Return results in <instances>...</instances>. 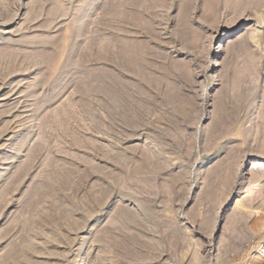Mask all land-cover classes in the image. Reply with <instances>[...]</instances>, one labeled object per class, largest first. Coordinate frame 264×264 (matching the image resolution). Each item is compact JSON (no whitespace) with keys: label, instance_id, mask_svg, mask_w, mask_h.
<instances>
[{"label":"rangeland","instance_id":"rangeland-1","mask_svg":"<svg viewBox=\"0 0 264 264\" xmlns=\"http://www.w3.org/2000/svg\"><path fill=\"white\" fill-rule=\"evenodd\" d=\"M204 1L0 0V264H264V0Z\"/></svg>","mask_w":264,"mask_h":264},{"label":"bare ground","instance_id":"bare-ground-1","mask_svg":"<svg viewBox=\"0 0 264 264\" xmlns=\"http://www.w3.org/2000/svg\"><path fill=\"white\" fill-rule=\"evenodd\" d=\"M231 1H233V0H205L204 1V6L206 7V10H207L208 13H210V14L212 13V15H218L221 12V10H223V9L227 8L229 5H231V3H232ZM234 1H236V0H234ZM238 1L240 2V4H242V2H244V3L245 2H249L250 3V1L252 2V0H238ZM242 13H244V12H242ZM242 13L240 15H242ZM238 29H240V27L233 26L232 29L230 30V32L228 34H226L225 36L229 37V38H232L233 36H235L236 34L239 33L240 30H238ZM244 40L245 39H243L241 41H244ZM241 41H239V42H241ZM244 42H246V41H244ZM244 42H242V43H244ZM105 44H106V48L107 49H110V47L112 46V44H110L108 42L105 43ZM227 48H230V47L227 46ZM224 50H226V48ZM256 117H258V116H256ZM257 120L259 121L261 130H264V104L262 106V109H261V111L259 113V117L257 118ZM262 142L264 143V141H262ZM254 165H256L255 167L260 166L258 163L254 164Z\"/></svg>","mask_w":264,"mask_h":264}]
</instances>
